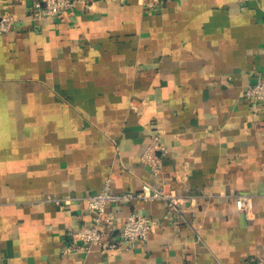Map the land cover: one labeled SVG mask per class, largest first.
I'll use <instances>...</instances> for the list:
<instances>
[{"label": "crops", "instance_id": "crops-1", "mask_svg": "<svg viewBox=\"0 0 264 264\" xmlns=\"http://www.w3.org/2000/svg\"><path fill=\"white\" fill-rule=\"evenodd\" d=\"M31 20L0 0V264H247L264 256V105L244 90L264 69V0H88ZM165 147L154 175L140 155ZM163 184L192 196L107 204L113 238L129 214L144 242L64 252L92 225L79 198ZM202 194L219 195L212 199ZM252 196L249 211L225 195ZM71 198L56 205L49 199Z\"/></svg>", "mask_w": 264, "mask_h": 264}, {"label": "built area", "instance_id": "built-area-1", "mask_svg": "<svg viewBox=\"0 0 264 264\" xmlns=\"http://www.w3.org/2000/svg\"><path fill=\"white\" fill-rule=\"evenodd\" d=\"M248 1V0H241ZM162 0H141V5L145 10H152L161 4ZM77 5H81L86 11L92 10V3L88 0H32V8L29 12L31 20L49 19L56 17L62 11L73 10ZM17 18L9 11L0 12V35L12 29L17 22ZM262 76L249 85L243 92V96L250 102H260L264 105V69ZM166 151L165 147L158 141L157 136L150 138L148 145L143 149L140 160L148 165L154 175L160 172V153ZM219 195L202 194L200 198L212 199ZM234 199L235 208L242 211H249L251 208L252 196L249 194L225 195ZM192 198L187 194H180L163 184L153 187L149 183H142L140 189L135 192L115 193L111 190L110 180L106 179L102 191L96 194H89L79 199L86 205L91 216L92 225H80L79 228L70 234L69 244L64 252L73 251L85 254L92 249L109 253L122 246L134 242H144L148 234L155 228V222L149 218L129 214L125 217L121 229L116 237H109L107 227L111 225L112 217L106 213L107 204L141 200L145 202L161 201L165 204L169 215L175 217L179 214L183 203ZM56 205L69 204L71 198L49 199ZM247 264H264V256L260 258L250 257Z\"/></svg>", "mask_w": 264, "mask_h": 264}]
</instances>
